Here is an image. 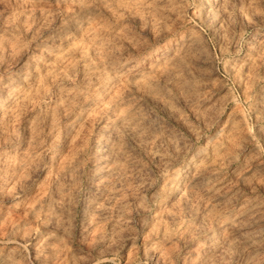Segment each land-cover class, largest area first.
<instances>
[{"label":"rangeland","instance_id":"374dc122","mask_svg":"<svg viewBox=\"0 0 264 264\" xmlns=\"http://www.w3.org/2000/svg\"><path fill=\"white\" fill-rule=\"evenodd\" d=\"M0 104V264H264V0H0Z\"/></svg>","mask_w":264,"mask_h":264},{"label":"bare ground","instance_id":"6f19581e","mask_svg":"<svg viewBox=\"0 0 264 264\" xmlns=\"http://www.w3.org/2000/svg\"><path fill=\"white\" fill-rule=\"evenodd\" d=\"M3 105L2 104H0V114H2V112H3ZM179 195V192L178 191H173V192H171L170 193V195H169V197L170 198H175V197H177Z\"/></svg>","mask_w":264,"mask_h":264}]
</instances>
